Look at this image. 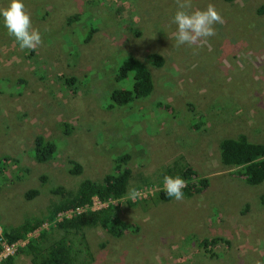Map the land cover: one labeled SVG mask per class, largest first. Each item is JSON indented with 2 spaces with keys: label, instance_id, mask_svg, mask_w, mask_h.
Returning a JSON list of instances; mask_svg holds the SVG:
<instances>
[{
  "label": "rangeland",
  "instance_id": "rangeland-1",
  "mask_svg": "<svg viewBox=\"0 0 264 264\" xmlns=\"http://www.w3.org/2000/svg\"><path fill=\"white\" fill-rule=\"evenodd\" d=\"M8 3L0 0V9ZM23 3L43 43L29 55L0 18V159L15 158L16 167L27 170L24 179L0 189V227L41 214L50 195L40 176L46 186L72 190L82 178L100 179L115 154L128 151L127 194L110 203L136 232L113 237L100 228L87 230L92 264H262L264 207L257 198L264 194V181L247 186L232 175L236 169L219 162L218 144L237 135L264 143V14H256L264 0H193V10L212 4L223 17L214 25L216 35L200 47L176 46V25L170 24L175 0ZM70 15H79V22L67 24ZM89 24L96 31L82 42ZM153 53L161 56L160 67L146 62ZM127 55L147 67L152 91L128 110L106 111L102 105L113 86L112 72ZM68 77L79 83L67 87ZM157 102L170 110L155 108ZM62 123L70 125L69 136ZM192 123L199 128L191 129ZM36 135L58 146L44 164L29 156ZM179 156L207 178V190L179 202H143L164 189L159 172ZM70 160L80 165L79 176L68 174ZM12 169L6 164L5 172ZM32 188L40 194L24 200ZM131 188L142 196L130 199ZM104 206L94 200L91 209ZM213 237L228 242L226 250L217 249L218 258L195 253L194 243ZM13 257V264H27L17 252Z\"/></svg>",
  "mask_w": 264,
  "mask_h": 264
},
{
  "label": "trees",
  "instance_id": "trees-1",
  "mask_svg": "<svg viewBox=\"0 0 264 264\" xmlns=\"http://www.w3.org/2000/svg\"><path fill=\"white\" fill-rule=\"evenodd\" d=\"M256 14H264V4L256 9ZM79 20V15H70L67 24ZM95 31V26L91 24L87 29L84 28L82 42H88ZM29 52V55L33 53ZM146 62L153 67H160L163 60L160 55L153 53L146 57ZM111 80L113 86L105 94V102L102 105L106 111L128 110L133 102L149 97L153 88L149 70L143 62L131 55L118 60ZM76 82L79 83L73 77L64 79L67 87L73 86ZM72 91H76L75 88H72ZM154 107L170 110L169 106L159 102L155 103ZM188 125L191 129L199 128L197 123ZM61 127L64 136L72 133L68 123H62ZM57 149L54 140L36 135L29 156L35 163L44 164L54 157ZM218 159L224 167L236 169L232 175L242 179L247 186H258L264 181V143H253L244 135L222 139L218 144ZM130 160L131 155L128 151L115 154L107 173L100 179L94 181L82 178L72 190L61 185L46 186L48 185L46 178L40 176L38 180L41 187L50 195L43 211L38 216L24 217L15 227L1 226L0 242L10 245L25 240L26 243L17 253L26 258L27 264H92L93 256L86 240L87 230L100 228L113 237L121 236L124 231L131 234L136 232L134 225L120 220L118 206L110 203L123 200L127 194L132 179L131 170L127 166ZM8 163L12 168L15 166L14 171L12 169L5 172ZM17 163L18 160L15 158L0 159V189L6 182L15 183L27 176V170L16 167ZM67 164L68 174L71 176L81 174L78 163L70 160ZM165 175L172 177L179 175L187 182V187L183 189L186 198L199 195L208 188L207 178L200 176L182 156L175 157L160 170L159 179L162 182ZM43 190L41 189V193ZM39 194V188L28 189L24 192L23 199L32 201ZM94 200L105 206L97 210L91 209ZM170 200L172 198L167 197L164 189H160L143 202L157 205ZM126 202L129 204V201ZM257 205L264 207V194L257 198ZM67 213H70L69 216L64 215ZM60 215L62 216L58 218ZM35 231L36 236L27 238L28 234ZM227 245L228 242L222 237L203 238L194 243L193 249H196L195 253L199 255L218 258L217 249L226 250ZM14 259L15 257L8 256L0 264H13ZM261 261L264 264V254Z\"/></svg>",
  "mask_w": 264,
  "mask_h": 264
},
{
  "label": "clouds",
  "instance_id": "clouds-1",
  "mask_svg": "<svg viewBox=\"0 0 264 264\" xmlns=\"http://www.w3.org/2000/svg\"><path fill=\"white\" fill-rule=\"evenodd\" d=\"M175 3L177 11L170 24L176 25V46L200 47L207 44L209 38L216 35L214 25L223 23V17L215 6L209 4L206 9L193 10V0H175ZM0 18L8 34L14 38L21 50L33 51L42 45L41 34L33 27L31 15L23 0H9L8 5L0 9ZM163 183L167 197L177 202L184 199L183 189L187 187V182L179 175H165ZM128 195L130 199L136 200L142 193L136 188H131Z\"/></svg>",
  "mask_w": 264,
  "mask_h": 264
},
{
  "label": "built area",
  "instance_id": "built-area-1",
  "mask_svg": "<svg viewBox=\"0 0 264 264\" xmlns=\"http://www.w3.org/2000/svg\"><path fill=\"white\" fill-rule=\"evenodd\" d=\"M35 232H37V231H35ZM24 241L25 240L17 241L13 244H10V245H7L3 242H0V247H1V249H0V262L8 256H14L15 253L18 252V250L24 246V244H25Z\"/></svg>",
  "mask_w": 264,
  "mask_h": 264
}]
</instances>
